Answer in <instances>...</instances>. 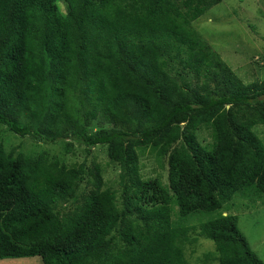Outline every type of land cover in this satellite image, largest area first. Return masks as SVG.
Returning a JSON list of instances; mask_svg holds the SVG:
<instances>
[{
	"label": "trees",
	"instance_id": "obj_1",
	"mask_svg": "<svg viewBox=\"0 0 264 264\" xmlns=\"http://www.w3.org/2000/svg\"><path fill=\"white\" fill-rule=\"evenodd\" d=\"M221 1L0 0V126L105 147L121 188L95 161L0 140V260L190 264L201 237L218 264H264L222 210L264 198V78L244 83L194 28ZM147 153L166 182L140 175Z\"/></svg>",
	"mask_w": 264,
	"mask_h": 264
},
{
	"label": "rangeland",
	"instance_id": "obj_2",
	"mask_svg": "<svg viewBox=\"0 0 264 264\" xmlns=\"http://www.w3.org/2000/svg\"><path fill=\"white\" fill-rule=\"evenodd\" d=\"M194 28L209 44L212 50L239 76L244 83L264 78V0H222L193 23ZM264 138V126L257 129ZM0 140L7 149L33 155L46 150L50 155L60 156L67 162L81 163L91 161L100 164L104 170V181L120 192L118 172L115 164L109 162L105 147L96 146L86 153L81 146H74V151L65 153L62 145H43L28 137H17L0 126ZM166 160V159H165ZM165 160L157 161L154 154L140 157L139 173L143 178L160 177L167 181L168 165ZM251 193H236L232 200L224 205V213L238 217V227L246 237L250 247L264 262V198L259 199ZM222 210H219L220 213ZM212 216L214 214H211ZM207 213H197L195 223L211 217ZM216 215V214H215ZM224 215V214H223ZM194 247H187L186 257L190 264H218L213 257V243L198 237ZM206 253L212 257L205 259ZM0 264H42L39 257L1 259Z\"/></svg>",
	"mask_w": 264,
	"mask_h": 264
},
{
	"label": "clouds",
	"instance_id": "obj_3",
	"mask_svg": "<svg viewBox=\"0 0 264 264\" xmlns=\"http://www.w3.org/2000/svg\"><path fill=\"white\" fill-rule=\"evenodd\" d=\"M225 214V213H224Z\"/></svg>",
	"mask_w": 264,
	"mask_h": 264
}]
</instances>
